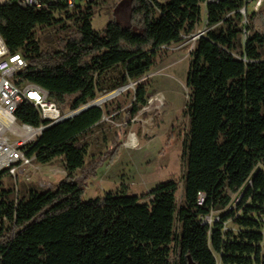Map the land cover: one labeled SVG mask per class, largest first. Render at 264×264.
Returning <instances> with one entry per match:
<instances>
[{"label": "trees", "instance_id": "obj_1", "mask_svg": "<svg viewBox=\"0 0 264 264\" xmlns=\"http://www.w3.org/2000/svg\"><path fill=\"white\" fill-rule=\"evenodd\" d=\"M205 1L130 0L128 25L113 18L101 32L92 25L93 4L61 12L76 30L54 51L41 50L36 35L62 19L0 6V36L28 62L19 81L46 89L60 108L74 111L148 74L163 46L194 32ZM243 7V0L208 3L212 29L190 54L183 203L175 181L157 185L148 202L125 190L83 201L81 182L96 177L102 161H85L84 138L104 117L94 107L50 127L31 146L37 163L64 160L66 176L56 187L32 189L16 201L0 173V264H218L217 256L221 264H264V11L248 13L243 44ZM147 93V83H138L130 118L146 106ZM16 116L42 123L29 103ZM212 211L223 212L213 225L203 223ZM231 220L240 227L236 234L224 232Z\"/></svg>", "mask_w": 264, "mask_h": 264}, {"label": "rangeland", "instance_id": "obj_2", "mask_svg": "<svg viewBox=\"0 0 264 264\" xmlns=\"http://www.w3.org/2000/svg\"><path fill=\"white\" fill-rule=\"evenodd\" d=\"M92 6L96 14L92 20L93 28L103 31L106 24L116 18L123 26L128 25L130 0H97ZM264 11L262 6L255 11ZM249 8L241 25L243 35L241 41L247 40L246 27L249 25ZM62 21L52 27H43L37 31L36 39L43 51H54L58 41L76 30L75 21L65 16L58 17ZM206 9L201 5L200 20L193 33L207 32L212 27L206 24ZM196 41L182 38L177 43L163 46L158 53L155 67L140 80L130 81L128 87L114 97L104 102H97L108 96L99 93L96 103L104 111L102 122L84 138L87 143L86 165L94 160H102L96 177L82 180L84 189L83 201L102 198L108 193H118L125 190L129 195L141 198V202H148L146 195L157 185L168 181H175L178 186L177 202L180 206L184 201V149L190 128V117L185 113L190 98L187 78L190 70L191 52ZM147 83V104L135 118L129 117L137 84ZM112 92V91H111ZM158 97L162 103L154 99ZM150 105H152L150 107ZM67 115L70 109H62ZM120 134L122 147L117 154L110 155L111 145L115 137ZM131 137L134 139L131 144ZM38 169L31 174L30 180L18 183L6 178L5 185L13 189L12 199L20 201L27 198L32 189H38L39 182L46 181L56 187L66 176L65 163L60 157L48 164L37 163ZM77 172V175H79ZM44 190V189H43ZM238 197L233 198L231 204L235 206ZM231 207V208H232ZM223 211H212L207 221L213 225L216 218ZM264 221V218H263ZM240 227L229 221L224 224V232L238 233ZM264 232V228L262 230ZM218 264H221L217 256Z\"/></svg>", "mask_w": 264, "mask_h": 264}, {"label": "built area", "instance_id": "obj_3", "mask_svg": "<svg viewBox=\"0 0 264 264\" xmlns=\"http://www.w3.org/2000/svg\"><path fill=\"white\" fill-rule=\"evenodd\" d=\"M97 0H0V6H17L39 12H48L61 17V12H75L80 8L92 5ZM221 0H206L208 3H218ZM244 7L240 12L246 16L249 8L258 11L263 0H243ZM207 24V13H206ZM207 32L182 35L188 41H197ZM27 60L21 52L11 53L0 36V173L4 174L18 186V183L28 181L31 174L38 169L36 155L30 154V149L43 133L50 127L63 122L65 114L59 105L50 99L49 92L33 83L20 82L19 74L27 67ZM162 103L158 97L154 99ZM25 103H29L37 110L42 123L39 126L21 123L17 117H10V110H18ZM152 105H150L151 107ZM71 113V112H70ZM39 189H53L51 183L39 182ZM206 196L199 193L198 204L203 205ZM208 216L203 223L209 224ZM219 217L216 218V221Z\"/></svg>", "mask_w": 264, "mask_h": 264}, {"label": "water", "instance_id": "obj_4", "mask_svg": "<svg viewBox=\"0 0 264 264\" xmlns=\"http://www.w3.org/2000/svg\"><path fill=\"white\" fill-rule=\"evenodd\" d=\"M127 87H128V85L123 86V87H121V88H118V89H116V90L110 92L108 95H109V97H110V96H111V97H114L115 95H117L118 93L122 92V90H124V89L127 88ZM94 107H101L99 104L96 103V99L93 100V101H91V102H89L88 104H86V105L80 107L79 109L74 110V111H72L71 113L67 114V115L65 116V118H64L63 121H66V120H69V119H71V118H74V117H76V116H78V115H80V114L86 112L87 110H89V109H91V108H94Z\"/></svg>", "mask_w": 264, "mask_h": 264}, {"label": "bare ground", "instance_id": "obj_5", "mask_svg": "<svg viewBox=\"0 0 264 264\" xmlns=\"http://www.w3.org/2000/svg\"><path fill=\"white\" fill-rule=\"evenodd\" d=\"M111 97V96H110ZM109 95L108 96H105L104 98H101L100 100H98L97 102H104L105 100H108L109 98ZM18 110H10V117H17L16 116V113H17ZM134 139L131 137V144H132V141Z\"/></svg>", "mask_w": 264, "mask_h": 264}]
</instances>
